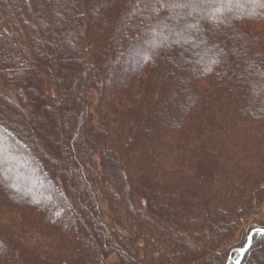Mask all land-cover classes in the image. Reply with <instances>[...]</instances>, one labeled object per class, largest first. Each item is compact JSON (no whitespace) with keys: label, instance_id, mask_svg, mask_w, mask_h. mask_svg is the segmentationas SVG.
Masks as SVG:
<instances>
[{"label":"trees","instance_id":"1","mask_svg":"<svg viewBox=\"0 0 264 264\" xmlns=\"http://www.w3.org/2000/svg\"><path fill=\"white\" fill-rule=\"evenodd\" d=\"M168 2L10 0L0 13V47L14 51L0 75L17 81L14 97L0 94V137L10 140L0 142V264H105L112 256L119 264H237L250 238L238 264H262L264 220L211 255L264 204V7L174 0L191 6L170 10ZM172 29L181 43L145 55L134 46ZM123 64L133 71L106 98ZM31 71L41 87L25 89L31 104L21 113L36 130L40 110L50 115L55 149L45 157L35 144L37 154L26 151L3 122ZM61 106L76 130L69 142ZM37 159L49 164L45 186ZM114 170L113 183L101 175ZM67 188L79 197L70 209Z\"/></svg>","mask_w":264,"mask_h":264},{"label":"rangeland","instance_id":"2","mask_svg":"<svg viewBox=\"0 0 264 264\" xmlns=\"http://www.w3.org/2000/svg\"><path fill=\"white\" fill-rule=\"evenodd\" d=\"M10 0H0V13L4 12V9H10ZM187 9V8H186ZM184 9V10H186ZM78 10V9H77ZM81 10V9H79ZM78 10V11H79ZM255 11V9H249V13H252ZM28 13V12H27ZM26 13V16L32 20L33 16L31 14H27ZM182 13V12H181ZM62 13L59 12V10L57 9L55 11V21H58L56 24H60V17H61ZM166 13H160V15H157V16H165ZM157 16H152V18L150 20H156L157 19ZM169 16H172V18L170 20H176V22H179L180 19L178 18H175L173 17V14L172 15H169ZM75 18H79L80 19V16L77 17L75 16ZM181 18H183V16L181 15ZM51 21V20H50ZM49 21V22H50ZM25 23V21H23ZM50 24V27L53 26V23L52 21L49 23ZM147 24L145 22H143V24H141V26L139 27V30H140V33L142 31H144V29H147ZM205 26V25H203ZM25 27V26H24ZM38 35H44L43 34V31L40 29L39 31L36 30V28L34 29ZM173 30V29H172ZM134 31V30H133ZM167 31V32H166ZM164 31V36H167L168 39L167 41L169 40H173L177 43H181L180 40L181 38H177L175 37L174 35H170L169 33H171L169 30H166ZM136 32L134 31V34L133 36H135ZM144 34V32L141 33V36ZM196 36V35H195ZM207 38V37H206ZM160 40H163V37H160L159 40L157 41L156 44L153 43V39H151L150 41H142V40H137V42L134 44V46L137 48V51H140L142 50L144 53V55L146 53H149L150 51H157L159 46H160ZM207 40V43H213V41L209 40V39H206ZM129 42H131L129 40ZM30 44V43H29ZM70 46H74L73 43H68ZM183 46L180 44L179 45V50H181ZM21 48V52L24 53V47H20ZM14 51L11 50L10 48H3V47H0V70L1 68H4V62H3V59L9 57V55H13ZM145 58V57H144ZM143 59V57L141 56V52H140V55L136 58V60H134L136 63L140 62L141 60ZM134 63V65L136 64ZM43 62H38L36 63V68L37 69H40L41 66H43ZM38 65V66H37ZM123 67H121V70L119 71V73L117 74L116 78H115V81L113 83V87L115 90H113L112 92L111 91H108L106 90L104 92V96L106 98L108 97H112L115 92H117L121 86L124 84L123 82L127 79V76L129 74V72L133 71L132 68L130 67H125V64L122 65ZM198 66V65H196ZM201 66V65H200ZM129 70V71H128ZM73 73V72H72ZM15 81L16 78H13L12 80H8L6 81L5 78L1 77L0 75V84L4 87L2 91H0V94L2 95H10V97H14V89H13V83L12 81ZM45 80V78H43V81ZM42 81V82H43ZM17 82V81H15ZM18 84V83H17ZM41 86L39 85V79H38V75H36V72H28L27 76H26V80H25V84L23 85V90L21 91L22 93L21 94H17V97L19 98V104L17 105V109L14 110V112L10 111L8 112V114L6 115V120L3 121L4 123H6V121H8L7 123L10 125V129L12 131H16V132H19L20 136L19 137V142L20 144L23 146V148L26 150V151H30V153L33 154V152L35 154H37V149H35L34 147V144L35 145H38V146H41L43 147L44 149V153H42V155L45 157L47 154L50 153V151L54 150L55 149V146H54V132L56 133L57 130H55V127H54V124L52 123V120L50 118V115L48 114V112L45 110V109H41L40 110V113H41V119L42 121L40 122L39 124V128L36 130L34 129V127H30L29 126V123L26 121V116L25 114L21 113V110L22 108L27 104V102L30 103V99H29V91H27V93L25 92V89H31L33 90L36 95H37V92L38 89L40 88ZM42 91H44L42 89ZM1 95V96H2ZM34 101H36V104H35V107L33 108H36L37 106V101L39 102V100H37L38 98L37 97H34L32 98ZM41 101V100H40ZM4 104V103H3ZM31 104V103H30ZM1 107L3 108V110L6 111V108L4 107V105L1 104ZM40 109V108H39ZM66 107H62L60 108V111H61V115H62V121H61V126H62V130H63V133L65 134V137H66V141L69 142L70 139L73 137H75V128L74 126L72 125L71 128H69V126H67V121H66V118H65V114H64V111H65ZM2 115H0V122L2 121ZM5 118V117H4ZM72 124L75 123L74 122H71ZM32 128L34 130H32ZM15 132V133H16ZM5 134V133H4ZM7 136V134H5ZM70 138V139H69ZM10 140L6 137H0V142L5 144V145H9V142ZM75 142V141H74ZM71 145V144H70ZM46 154V155H45ZM39 156V154H38ZM45 159V158H44ZM95 160L98 161V155H95L94 157ZM38 160V163L44 168V176H45V180L43 182V186H45L44 184H47L49 182H52V177L50 175V172L48 170V166L49 164L47 163V167L43 165V162H41L39 159ZM46 160V159H45ZM26 167V169L28 168L29 169V166L32 165V163L29 162V160H26L25 161V164H24ZM103 175V178L104 179H108V181H110L111 183H113V180H115V176H116V171H112L111 173H106V174H102ZM62 178L63 180L65 181V176L62 175ZM68 185V184H67ZM26 185H23V187H20V189H26ZM68 187V186H67ZM66 194L70 197L73 198V205L70 203L69 201V204H68V209H70L71 207H74V205L77 204V200H79L78 198V195L77 194H74L72 196V193L69 192L68 188H67V191H66ZM65 211V209H61L58 213H63ZM73 213H75V211H73ZM166 212L164 213V215L166 216ZM183 218V217H182ZM181 218V219H182ZM262 220H264V204L260 205V206H256L255 205V208L253 209V211L251 212V214L249 215V217L246 219V220H243V222H241V228L237 231V233H235L231 238H229L227 241H226V244L223 245L222 247H220L217 251L213 252L211 256H216L220 253H222L224 250L227 251L229 249H232L234 246H238L239 244V241L241 240L244 232L248 229L249 226L253 225V224H258L260 223ZM105 223H109V220L105 218ZM186 235V234H185ZM241 237V238H240ZM240 238V240L238 241V239ZM235 241H238L237 242V245L235 244ZM264 241V240H262ZM261 241V242H262ZM250 242V241H249ZM259 242V243H261ZM100 243L102 244V242L100 241ZM104 246V245H102ZM176 251V250H175ZM223 254V253H222ZM105 264H119V260L117 257L115 256H112V257H109L105 262ZM210 264H215V262H212ZM218 264V263H216ZM262 264H264V258L262 259Z\"/></svg>","mask_w":264,"mask_h":264},{"label":"snow or ice","instance_id":"3","mask_svg":"<svg viewBox=\"0 0 264 264\" xmlns=\"http://www.w3.org/2000/svg\"><path fill=\"white\" fill-rule=\"evenodd\" d=\"M206 2L208 4H211V3H214L215 0H206ZM259 3L261 4V7H264V0H259ZM161 6L163 7L165 5L162 4ZM166 6L170 10H172V9H178V8H187V7H190L191 5H190V3H178V2H174V0H169V2L167 3ZM153 11L157 12L158 10L154 7ZM164 27H167V26H164ZM170 35H174L175 37L179 38V37L182 36V32L176 31V30L173 29L172 32L170 33ZM160 37H163V40L159 41L160 44L166 43L168 37L164 36L163 32H159V33L154 34L153 43L156 44ZM2 163H3L2 150H0V164H2Z\"/></svg>","mask_w":264,"mask_h":264},{"label":"water","instance_id":"4","mask_svg":"<svg viewBox=\"0 0 264 264\" xmlns=\"http://www.w3.org/2000/svg\"><path fill=\"white\" fill-rule=\"evenodd\" d=\"M245 252H246V250L243 252L241 258L237 261V264L241 261V259H242L243 255L245 254Z\"/></svg>","mask_w":264,"mask_h":264}]
</instances>
